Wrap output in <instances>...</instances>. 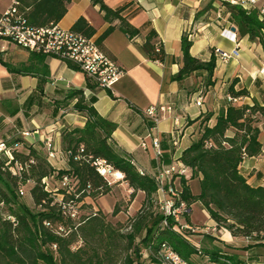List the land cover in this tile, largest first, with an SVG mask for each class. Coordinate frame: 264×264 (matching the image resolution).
<instances>
[{
    "label": "trees",
    "instance_id": "1",
    "mask_svg": "<svg viewBox=\"0 0 264 264\" xmlns=\"http://www.w3.org/2000/svg\"><path fill=\"white\" fill-rule=\"evenodd\" d=\"M30 27L42 28L58 24L66 15L71 0H16ZM99 8L104 22L110 26L95 39L102 49L105 39L117 27L128 38L139 35L125 17V7L110 9L106 0H90ZM231 19L240 37L247 36L250 41H258L264 48V21L259 20L256 11H246L240 6L229 4ZM118 21L117 26L112 23ZM71 31L86 38H93L96 30L84 19L79 18ZM191 40L182 37V66L174 80H182L195 72H206L205 86H212L215 59L202 62L190 55ZM143 55L150 61L166 63L169 61L164 48L154 30L149 31L141 46ZM33 58H44L32 53ZM68 66L77 70L75 66ZM228 93L235 99L248 95L243 89ZM76 98L75 109L84 114L83 128L65 130L62 133V148L68 156V167L55 170L47 158L30 150L29 153L13 149V161L27 164L20 176H13L2 168L6 159H0V264H142L141 250L155 251L160 244L167 243L183 259L191 263V257H204L211 264H241L229 256L218 252L205 251L193 246L173 230V222L161 228L162 216L157 211L156 185L152 177L141 173L132 160L119 152L112 144L114 124L100 117L95 109L87 105L81 91H73L70 98ZM211 115L200 122V136L180 158L181 163L191 170V179L199 178L200 192L192 195L186 180L181 177V199L188 207L200 202L218 228H224L233 237L262 241L264 245V186L252 187L241 175L239 167L246 157L261 154L259 125L264 122V103L229 106L221 110L213 126L208 125ZM18 146V142L7 144ZM80 148L83 152L80 153ZM76 157L79 159L75 160ZM103 160L114 172L123 176V182L131 190V199L137 193L144 195L141 207L126 225H113L100 212L79 215L81 204L86 199L107 195L112 187L96 171L93 163ZM64 177L70 181V190L61 188ZM52 180L58 185L57 193L62 201L52 196V190H45L43 180ZM32 182L30 197L35 211L30 210L18 200V184ZM50 185V184H48ZM78 205L77 218L70 219L62 211V204ZM8 210L3 214L2 208ZM115 208L113 215L118 214ZM14 219L11 222L7 217ZM188 220V219H187ZM44 223L48 225H44ZM189 234V232H184ZM138 241V243H136ZM54 248V249H53ZM151 264L150 258H147Z\"/></svg>",
    "mask_w": 264,
    "mask_h": 264
},
{
    "label": "crops",
    "instance_id": "2",
    "mask_svg": "<svg viewBox=\"0 0 264 264\" xmlns=\"http://www.w3.org/2000/svg\"><path fill=\"white\" fill-rule=\"evenodd\" d=\"M12 1L0 8V14ZM230 1L106 0L105 4L112 10L125 7L123 17L139 31L138 36L130 39L116 27L103 42L101 51L123 72L112 90L99 88L82 72L71 69L58 59L48 56L33 58L29 51L10 41L0 40V143L18 142V152L27 154L35 150L47 158L55 170L67 169L62 133L83 128L86 122L85 115L74 107L77 99L70 98V93L78 90L87 105L114 124L112 144L119 152L125 153L138 170L152 177L163 166L183 167L182 177L190 188L191 182H199V178L191 179V170L181 163L180 158L183 151L199 138L201 120L211 115L208 125L213 126L219 112L229 106L264 103V48L258 41L239 36L231 19ZM246 11L259 14L257 7ZM81 17L96 30L94 40L110 26L90 0H71L58 26L71 30ZM112 25L117 26L118 21ZM151 30L157 33L169 58L166 63L150 61L141 51ZM185 34L192 42V57L202 62L214 57L212 86H205L204 71L182 80L173 79L182 66L181 41ZM216 49L226 53L236 51L237 54L224 62L215 54ZM232 85L235 91L245 89L248 95L229 100L228 89ZM198 96L203 98L201 106L195 103ZM154 106L171 108L170 112L160 114L157 125L145 115L146 110ZM175 120L177 128L174 127ZM154 127L153 134L159 138L162 152L159 159L149 137ZM174 129L178 131L177 147L171 143ZM259 129L261 154L244 158L239 167L241 175L252 187L264 186V122ZM143 143L146 149L142 148ZM50 151L53 153L51 158L48 157ZM116 173L120 174L114 172L113 175ZM121 176L116 178V183L121 182L119 185L123 187L126 184ZM180 179L176 177L174 180L179 186ZM48 184H52V180ZM199 192L191 193L197 196ZM192 204L185 221L191 225ZM205 227L215 228L216 232L202 237L192 236L190 243L193 246L200 248L207 244L209 251L243 261L244 251L237 248L243 247L239 243L245 238L233 237L226 229L218 228L209 215Z\"/></svg>",
    "mask_w": 264,
    "mask_h": 264
},
{
    "label": "built area",
    "instance_id": "3",
    "mask_svg": "<svg viewBox=\"0 0 264 264\" xmlns=\"http://www.w3.org/2000/svg\"><path fill=\"white\" fill-rule=\"evenodd\" d=\"M233 6H240L242 9L256 8L259 12V19L264 21V0H232L229 3ZM0 40H7L16 46L29 51L30 53L53 57L64 63L75 66L78 71L82 72L84 76L94 82L99 88L112 90L113 86L123 76L122 70L118 65L106 56L101 49L97 46L93 38H86L80 34L74 33L71 30H63L58 24H50L42 28H34L27 25L24 13L20 11V5L16 0H13L11 5L0 14ZM218 58L224 62L236 56L237 52L226 53L218 49L215 50ZM229 100H233L228 96ZM202 96H198L196 105H202ZM170 107L158 106L150 107L146 110L145 115L157 125L160 121V114L170 112ZM174 127H178V122L175 120ZM152 128L149 137L151 138V146L154 149L155 156L159 159L162 156L160 148V140L153 134ZM171 143L174 147L178 145V131L174 129L171 133ZM17 146L10 147L7 144L0 143V156L6 159L3 171H8L13 176H20L26 170L27 164H21L13 161V149ZM51 146L48 145V148ZM146 144H142V148L146 149ZM80 153L83 149L80 148ZM70 156V152L66 153ZM48 157H53L50 151ZM1 159V157H0ZM79 159L76 157L75 160ZM96 171L106 179L107 174H113L111 166L107 165L103 160H96L93 163ZM142 173V171H140ZM184 168H177L175 165L168 167H161L158 172L152 176L156 185V206L157 211L162 216L160 223L161 228H166L168 222H173V230L180 233L185 240L190 242L194 234L208 235L216 232L215 228L208 227H194L191 224L183 221L185 216L189 214V208L185 201L181 199V190H178L175 183V178L182 177ZM45 190H48V181L43 180ZM60 186L66 192L70 188V181L64 177L60 182ZM18 192L23 195L22 187H18ZM62 199L59 198V202ZM79 206L74 203L62 204L63 213L70 219L77 218V208ZM11 222L14 219L10 216L7 217ZM44 225H48L44 223ZM189 232L185 234L184 232ZM54 249V248H53ZM151 264H190L189 261L183 259L176 253L172 247L167 243H162L155 250H148ZM200 255V252H198ZM229 264L228 261L223 260L222 263Z\"/></svg>",
    "mask_w": 264,
    "mask_h": 264
},
{
    "label": "rangeland",
    "instance_id": "4",
    "mask_svg": "<svg viewBox=\"0 0 264 264\" xmlns=\"http://www.w3.org/2000/svg\"><path fill=\"white\" fill-rule=\"evenodd\" d=\"M9 2L10 0H2L0 2V8L7 5ZM0 157L1 159L4 158L3 156ZM182 176L184 177V174ZM106 180L112 187L111 191L107 195L84 200L81 204L79 215L86 216L91 214L92 212H100L101 214L106 216V220L109 223L113 225H126L127 221L134 217L139 208L141 207V204L144 200V195L142 193H137L135 197L131 199L130 195L132 191L129 190L125 185L123 187L122 185H119L121 182L116 183L117 179L114 177L113 174H107ZM19 186L23 189V195H20L17 188L19 202L21 204H24L30 210L35 211L29 193L30 188L33 186V183L27 182L25 184H18V187ZM176 187L178 188V190H181V186H179L178 184H176ZM48 189L52 190V196L55 199L61 198V196L57 193V190L59 189L57 184H50ZM190 190L193 194L198 193L200 190L199 182H191ZM115 208H118L119 210L117 215H113ZM191 211L192 212L190 215V223H192V226L199 228L205 227L206 223L208 222V212L205 207H203V205L198 201L193 202ZM2 212L3 214H7L8 210L3 207ZM186 217L187 216L183 218V221H186ZM193 236L202 237L204 235L194 234ZM259 242L262 241H255L245 238L244 242L239 243L240 247H243H238L237 250L244 251V259L241 264H264V245ZM136 243H138V241H136ZM204 246L205 247L201 246L199 249L202 252L209 251V249H206V247L209 248L207 244H204ZM148 250L149 249L143 248L141 250V260H144L142 264L148 263ZM190 261L192 264H211L200 255L191 257Z\"/></svg>",
    "mask_w": 264,
    "mask_h": 264
},
{
    "label": "bare ground",
    "instance_id": "5",
    "mask_svg": "<svg viewBox=\"0 0 264 264\" xmlns=\"http://www.w3.org/2000/svg\"><path fill=\"white\" fill-rule=\"evenodd\" d=\"M121 174V173H120ZM120 174H118V173H116V174H114V177L115 178H120ZM122 177V176H121Z\"/></svg>",
    "mask_w": 264,
    "mask_h": 264
},
{
    "label": "water",
    "instance_id": "6",
    "mask_svg": "<svg viewBox=\"0 0 264 264\" xmlns=\"http://www.w3.org/2000/svg\"><path fill=\"white\" fill-rule=\"evenodd\" d=\"M232 31H235V29H234V28H232Z\"/></svg>",
    "mask_w": 264,
    "mask_h": 264
}]
</instances>
